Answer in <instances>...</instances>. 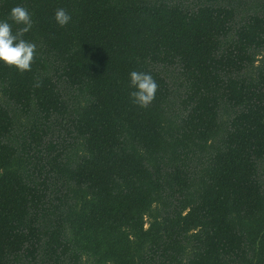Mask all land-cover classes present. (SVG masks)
I'll use <instances>...</instances> for the list:
<instances>
[{
	"label": "trees",
	"instance_id": "obj_1",
	"mask_svg": "<svg viewBox=\"0 0 264 264\" xmlns=\"http://www.w3.org/2000/svg\"><path fill=\"white\" fill-rule=\"evenodd\" d=\"M17 4L37 48L0 64V264H264V0H0V19Z\"/></svg>",
	"mask_w": 264,
	"mask_h": 264
},
{
	"label": "clouds",
	"instance_id": "obj_2",
	"mask_svg": "<svg viewBox=\"0 0 264 264\" xmlns=\"http://www.w3.org/2000/svg\"><path fill=\"white\" fill-rule=\"evenodd\" d=\"M54 20L57 25L63 27L69 23L71 16L61 7L55 10ZM13 25L18 26L15 31ZM32 26V14L19 4L10 8L6 19H0V64L14 67L19 72L31 70L37 45L24 37ZM128 85L133 104L143 108L155 99L158 84L150 72L130 71Z\"/></svg>",
	"mask_w": 264,
	"mask_h": 264
}]
</instances>
